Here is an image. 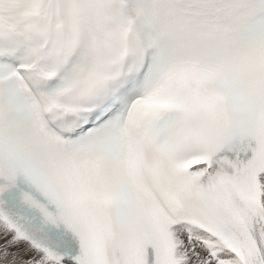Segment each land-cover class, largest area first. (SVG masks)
I'll list each match as a JSON object with an SVG mask.
<instances>
[{
	"label": "snow or ice",
	"instance_id": "obj_1",
	"mask_svg": "<svg viewBox=\"0 0 264 264\" xmlns=\"http://www.w3.org/2000/svg\"><path fill=\"white\" fill-rule=\"evenodd\" d=\"M0 264H264V0H0Z\"/></svg>",
	"mask_w": 264,
	"mask_h": 264
}]
</instances>
